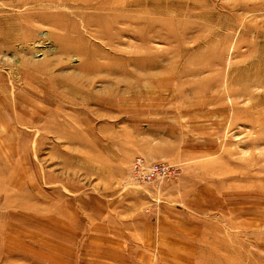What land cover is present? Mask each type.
<instances>
[{"label":"rangeland","instance_id":"374dc122","mask_svg":"<svg viewBox=\"0 0 264 264\" xmlns=\"http://www.w3.org/2000/svg\"><path fill=\"white\" fill-rule=\"evenodd\" d=\"M0 264H264V0H0Z\"/></svg>","mask_w":264,"mask_h":264},{"label":"built area","instance_id":"2783aa9c","mask_svg":"<svg viewBox=\"0 0 264 264\" xmlns=\"http://www.w3.org/2000/svg\"><path fill=\"white\" fill-rule=\"evenodd\" d=\"M173 173L172 166L165 162L148 161L140 156L133 163L134 182L151 181Z\"/></svg>","mask_w":264,"mask_h":264},{"label":"bare ground","instance_id":"6f19581e","mask_svg":"<svg viewBox=\"0 0 264 264\" xmlns=\"http://www.w3.org/2000/svg\"><path fill=\"white\" fill-rule=\"evenodd\" d=\"M25 1H29V0H24ZM34 1H38V0H34ZM80 3L83 4V5H92V0H80ZM75 28H77V25L74 23V27H73V30L75 31ZM73 31V32H74ZM80 32V31H79ZM81 33V34H80ZM79 35H77V37L81 38V39H84L86 38L87 40H89L85 35H83L82 32H80ZM74 79H76V77H74ZM58 83L60 84H64L65 82H60V79L58 80ZM68 86V89L70 91V93L74 94V95H77L79 92H81L80 88H78V86H75L74 84H67ZM86 93V98H91L92 97V94L91 93H88L86 92V90L84 91ZM81 119V118H80ZM60 121V120H59ZM58 121V122H59ZM64 123H70V120L69 119H64L63 120ZM61 124V123H60Z\"/></svg>","mask_w":264,"mask_h":264}]
</instances>
